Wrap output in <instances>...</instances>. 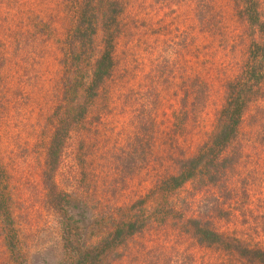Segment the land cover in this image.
Wrapping results in <instances>:
<instances>
[{"label": "rangeland", "instance_id": "1", "mask_svg": "<svg viewBox=\"0 0 264 264\" xmlns=\"http://www.w3.org/2000/svg\"><path fill=\"white\" fill-rule=\"evenodd\" d=\"M251 64L264 85V0H0V264H156L163 245L175 264V244L227 264L186 236L114 232L137 209L170 210L156 181L174 171L161 164L171 130L192 125L190 72L211 86L203 133ZM250 190L238 221L264 213V177Z\"/></svg>", "mask_w": 264, "mask_h": 264}, {"label": "trees", "instance_id": "2", "mask_svg": "<svg viewBox=\"0 0 264 264\" xmlns=\"http://www.w3.org/2000/svg\"><path fill=\"white\" fill-rule=\"evenodd\" d=\"M106 59L104 56L96 64V83L101 81L107 68ZM256 67L251 64L235 78L232 85V81L227 83L231 91L219 111V123L210 132L203 133L200 126L202 108L210 97L211 86L199 77H191L190 72L187 93L191 96V106H196L195 110L189 111L192 125L190 129L187 128L188 124L170 129L168 153L166 158L162 157L161 164L169 162L168 166L171 165L174 171L157 175L156 181L161 208L168 207L170 210L152 217L145 207L140 211L137 209L127 218L123 216L121 228L114 232V236L121 234L123 240L116 241H124L136 233L145 234L150 227L159 230L168 239L170 236L175 240H180L181 236L192 238L198 246L218 252L227 264H264V213L254 215V220L249 223L236 220L235 215V211L241 215L250 212L244 206L248 205L250 199V187L257 181L260 187L264 177V162L259 165L260 160H264V85ZM92 85L91 82L90 89ZM199 106L202 108L199 109ZM248 111H251V123L246 124L248 128L244 129V115ZM200 132L206 139L192 151L193 144L187 137ZM241 163V167L245 168L250 165L252 173L242 176L244 169H241ZM260 168L263 171L260 172ZM258 174L263 175L262 179L257 180L255 176L261 177ZM188 183L195 187L194 191L181 196ZM263 194L261 190L258 192V205L254 211L260 212L262 205L264 208ZM176 195H179L178 198ZM173 197H176L174 202ZM236 203L237 206H233ZM173 210L174 214L170 215ZM222 220L225 222L219 225ZM222 227L225 230H221ZM163 249V255L157 256L156 264H160L159 261L168 264L171 259L166 257V245H163ZM171 249L175 264H197L194 253L181 251L178 244L172 245ZM202 264L220 262L203 261Z\"/></svg>", "mask_w": 264, "mask_h": 264}]
</instances>
